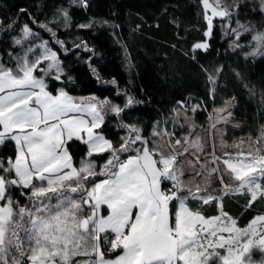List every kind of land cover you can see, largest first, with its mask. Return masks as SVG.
Wrapping results in <instances>:
<instances>
[{
  "label": "snow or ice",
  "instance_id": "6c2138e0",
  "mask_svg": "<svg viewBox=\"0 0 264 264\" xmlns=\"http://www.w3.org/2000/svg\"><path fill=\"white\" fill-rule=\"evenodd\" d=\"M72 2L88 7V0ZM200 5L208 39L194 44V61L198 63L195 50L207 52L211 47L216 18L228 22L221 27L234 37L229 44L233 55L242 53L253 61L264 58V0H255L251 8L259 19L246 21L240 17L248 0H200ZM25 13L27 8L19 9V14ZM31 19L54 38L50 23L69 28L72 21L68 9H57L51 22ZM18 21L19 15L10 23L0 19V39L16 31ZM94 23L108 22L93 19L77 27L91 28ZM19 32L10 39L21 52L7 49V60L0 54V145H13L11 155L0 156V264H264V211L240 227L224 212L222 202L220 215L213 217L189 207L195 199L205 204L217 200L210 191L216 181L228 191L248 195L249 209L264 199V125L246 147L241 140L235 152L222 147L217 154L213 141L212 151L206 153L200 135L185 134L180 125L183 116L195 127L187 113L207 107L201 98L176 100L167 114L157 109L158 118L149 130L139 118L126 117L135 105L151 103V98L138 100L120 89L114 77L104 82L117 85V97L121 93L125 97L123 105L108 97H74L65 90L66 84L56 94L49 91L52 77L73 82L71 69L47 40L24 47L40 37L29 23ZM246 35L251 38L241 43ZM56 42L65 53L71 51L64 40ZM121 46L127 54L126 44ZM73 48L87 50L88 44L74 42ZM88 60L100 79L92 57ZM199 67L206 76L204 98L215 104L228 68ZM232 73L255 96L256 86L244 73L238 68ZM191 99L201 102L190 104ZM260 100L264 103V87ZM235 103L232 96L214 109L213 129L225 125L218 130L222 145ZM110 115L123 133L115 140L106 135ZM77 141L88 149V159L81 158L79 166L70 151ZM93 154L108 156L100 168L105 179L98 178ZM17 190L31 206L14 199ZM105 205L107 215L101 213ZM81 256L87 259H76Z\"/></svg>",
  "mask_w": 264,
  "mask_h": 264
},
{
  "label": "trees",
  "instance_id": "16d2710c",
  "mask_svg": "<svg viewBox=\"0 0 264 264\" xmlns=\"http://www.w3.org/2000/svg\"><path fill=\"white\" fill-rule=\"evenodd\" d=\"M21 8H27L28 13L19 14ZM57 9H68L72 21L69 28H65L63 24L50 23L49 26L56 32L54 38L52 33L32 23L31 17L35 16L40 22H51ZM250 14L249 7L244 8L240 18H248ZM17 15L19 21L16 31L5 34L0 39V54L7 60V49L18 52V47L12 44L10 36L19 35L23 24L29 23L35 32L49 41L66 69H71L68 75L74 78L73 82H67L66 77L62 81H55L54 77L48 80V90L54 94L56 89L66 84L65 90L69 91V94L108 97L123 105L125 97L122 93L117 97V85L104 82L111 81L114 77L120 89H127L129 94L138 100L151 98V103L135 105L134 110H130L126 117L128 120L139 118L149 130L152 122L158 118L157 109L167 114L176 100L188 98L189 95L201 98L207 105L196 113L188 112L202 127L206 126L213 108L221 107L223 102L232 96L236 97V112L244 115L248 127L227 128L225 138L228 141L248 133L257 137L261 126L264 125V103L260 100V89L264 87V58L248 62L239 53L233 55L232 52H226L220 39V18H216L213 36L209 39L211 47L207 52L203 49L195 50L198 53V63L192 59L194 44L208 39L204 35L206 22L201 14L200 0H88L87 8L80 3H73L72 0H0V19L10 23ZM93 19L108 23H94L91 28L77 27ZM57 39L64 40L65 47L71 51L65 53L56 42ZM81 41L87 42V50L73 48L74 42L80 44ZM122 44H126L127 54ZM90 56L91 63L100 73V79H97L89 67ZM219 64L226 65L228 70L220 79L223 90L216 98V103L212 104L204 98L206 76L199 65L211 70ZM233 68L241 70L245 79L256 86L255 96H250L243 84L233 75ZM201 100L191 99L189 103L194 104ZM115 124L116 120L111 115L106 118V135L114 140L123 135ZM168 128L172 129L171 123ZM12 148V143L7 146L0 145V156L11 155ZM70 151L78 165L81 158L87 157L88 149L77 141L71 144ZM91 158L97 165L98 178L105 179L100 168L108 156L93 154ZM14 197L21 203L26 199L18 190ZM262 201L264 202V199ZM262 201L254 202V206L249 209L242 199L231 200L226 197L223 208L244 226L256 215L257 209L263 207ZM189 204L192 206L196 202ZM201 211L210 216L216 215L219 210L216 204L212 203L209 207L205 205ZM104 250L106 256L112 257L113 254H107V246ZM116 254H119V250Z\"/></svg>",
  "mask_w": 264,
  "mask_h": 264
},
{
  "label": "rangeland",
  "instance_id": "374dc122",
  "mask_svg": "<svg viewBox=\"0 0 264 264\" xmlns=\"http://www.w3.org/2000/svg\"><path fill=\"white\" fill-rule=\"evenodd\" d=\"M254 3H255V0H248V4H249L248 7L250 9L251 14H250V16L248 18H244V19L240 18L242 21H246L248 19H253V20L259 19L258 13L257 14H254L251 11L252 5ZM221 24H224L226 26L228 24V22L227 21H221L220 24H219V27H220V39H221V41L224 44L225 51L226 52H231V49L229 48V44L233 40L234 37L229 32L226 31V28H222L221 27ZM235 26L236 25L233 23L232 24V27H235ZM250 38H251L250 36H247L246 35L245 36V39L242 40L241 43H246L247 40H249ZM42 40H46V39H44L40 35L39 39H37V40H29V42L26 43L24 45V47L27 48L29 46V44H39ZM17 47H18V53L21 52L20 46H17ZM49 47L51 49H53V47L50 44H49ZM53 50H55V49H53ZM244 51H249V49L248 48H245ZM239 54L243 57L242 53H239ZM257 59H259V58H257ZM257 59H255L254 61H256ZM246 61H248V62H254L253 60H246ZM70 95H72V94H70ZM72 96L77 97V98H79V97H85L87 99V98L93 96V94H90V95H72ZM100 99H103V98H100ZM236 107H237V101L235 103V106L231 109L232 110V116L229 119V122L227 123L226 129L229 128V127H232V128H247L248 127L244 115L243 114H240V113H237L236 112ZM214 109L215 108H213L212 111L210 112L209 119H208V122H207V124H206L205 127H202V126L198 125L197 122L195 121L193 115H190L189 113H187V115H188L189 118H191V122H194V124H195V127L194 128L190 126V123L185 122L183 116L180 117V125L182 126L185 134H187L189 132H192L193 134H199L200 137H201L202 142H205V150H206V153H210L212 151L213 141L215 142V147L217 149V154H219V150L222 147L226 151L235 152L236 151V146L240 145L241 140H243L245 142L244 145H243V147H246L249 138H251L253 140L256 138V137H253L251 135V133H248L247 135H245L243 137L235 138L232 141H228L225 138L226 133H227V130H226L223 133V137H222L223 140L226 143L224 145H222L221 144V135H220V133H219L218 130L220 128H224L225 125L223 123H221V124L217 125V129H213L212 125L215 122L214 119H213V117H214ZM259 135H260V133H259ZM85 159H88V157H85ZM77 166H79V164ZM170 186L171 185H167V187H170ZM212 187H213L214 190H210L211 191V194L213 196L217 197V200H215V201H209L207 204H205L202 201H200L199 199H195V200L190 201V202L191 203L196 202V204H193L192 206L189 204V207L191 209H193V210H199L202 213L201 210L204 208L205 205H206V207H209V205H211L212 203H214V204H216V206H217V208L219 210L216 215L206 216V215H204L202 213L205 217H213V216H219L220 215L219 202H222L223 207H224V205L226 203V202H224L225 199H226V197H228L231 200H232V198H234V199L235 198L242 199L245 202V205H247V201L249 199V196L246 195L244 192L228 191V190L224 189L223 185H221L219 183V181L214 182V184H213ZM233 187H234V185H233ZM259 200L262 201V199H258L257 201H259ZM54 202L55 201H53V203ZM21 205H29V206H31L29 204V201H28L27 197H26L25 201L23 203H21ZM104 211H106V213H104ZM261 211H264V205H263V207L261 206L260 209H257V213L256 214H258ZM224 212H226L229 216H231L233 218H236V217L232 216L229 212H227L225 209H224ZM101 213L103 215H107L108 214V210H107V206L106 205L105 206H102ZM237 223H238V225L240 227H243V226H241L239 224L238 219H237ZM225 235H226V233H225ZM107 254L108 255H112V253H109V252ZM76 259L83 260V259H87V257L81 256V257H77Z\"/></svg>",
  "mask_w": 264,
  "mask_h": 264
}]
</instances>
